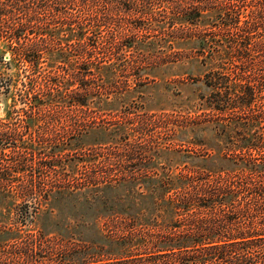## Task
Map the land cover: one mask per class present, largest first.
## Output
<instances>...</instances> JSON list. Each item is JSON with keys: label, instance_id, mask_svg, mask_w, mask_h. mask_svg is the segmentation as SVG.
Wrapping results in <instances>:
<instances>
[{"label": "trees", "instance_id": "obj_1", "mask_svg": "<svg viewBox=\"0 0 264 264\" xmlns=\"http://www.w3.org/2000/svg\"><path fill=\"white\" fill-rule=\"evenodd\" d=\"M262 1L0 0V61L9 50V58L18 67L19 61L23 68L16 82H13V74L0 75V97L15 87L19 95L15 99L21 103L16 106L13 102L7 107V120L0 116V264H74L64 260H34L36 257L52 259L54 254L53 247L48 243L44 245L43 235L32 236L36 214L52 189L97 187L102 180L95 171L83 172L79 177L64 171L47 176L46 172L61 161L59 147L46 152L25 139L23 130L36 126L35 114L49 119L38 129L47 133L54 130L50 122L64 113L61 108L67 98L77 106H88L94 99L108 96L109 87L103 81L96 82V76L101 70L112 71L117 65L128 67V59L121 56L128 51V46L134 45L133 42L128 44V18L147 21L150 30H157V24L167 23L172 26L171 33L194 39L199 45L197 51H209L212 59L219 56L218 66L224 70L206 80L212 86L213 106L222 112L233 106L247 110L257 94V81L248 77L249 68L264 66V59L256 60L252 54L264 39H254L252 35L257 25L264 23ZM247 4L250 6L244 11ZM156 5L170 9L156 10ZM204 18L209 20L210 27L201 25ZM182 23L191 25L180 27ZM144 28H147L145 24L136 25L130 31L131 36L136 37ZM91 32H101V42L91 45L87 41ZM69 34L78 40L67 49L61 42L62 38L68 39ZM150 43L158 47L150 53L155 55L162 50L163 42L147 40L146 44ZM97 53L108 55L109 61L101 63L96 59ZM68 55L77 57L75 63L70 60L67 64L70 67L56 60H49L51 63L42 67L43 57L63 60L70 59ZM233 71H236V79L232 77ZM247 115L243 120L245 124L257 122L260 125L261 116ZM22 117H26L25 122ZM75 125L78 128L80 123ZM246 146L241 152L245 159L242 167L208 172L204 179L195 182L181 181L175 189V198L167 201L175 219L154 225L162 230L176 229L173 234L163 231L161 249L164 256H168L170 249L176 248V260H159L156 256L153 260H136L132 264L172 261L177 264H264V131L258 132L255 139H249ZM6 147L10 154L4 151ZM256 153L260 154L258 158L254 157ZM221 237L226 240L220 242ZM257 240L263 243H255ZM253 248L258 251L255 253ZM63 250H73L72 257L79 252L68 246Z\"/></svg>", "mask_w": 264, "mask_h": 264}, {"label": "rangeland", "instance_id": "obj_2", "mask_svg": "<svg viewBox=\"0 0 264 264\" xmlns=\"http://www.w3.org/2000/svg\"><path fill=\"white\" fill-rule=\"evenodd\" d=\"M249 6L245 5L244 11ZM155 8L170 9L157 5ZM208 22L204 18L200 23L210 27ZM140 23L147 28L132 37L130 31ZM187 25L191 24L179 26ZM149 26L147 21L128 18V44L134 45L121 55L128 59V67L117 65L112 71L103 69L96 76V82L103 81L109 87L107 97L94 99L88 106H77L67 98L61 108L64 113L49 123L54 130L47 133L38 129L49 120L40 114H35L36 126L23 130L25 139L46 152L59 147L61 161L46 172L47 176L64 171L79 177L83 172L95 171L102 180L97 187L49 191L39 205L32 236L43 235L44 245L53 247L54 254L52 259L34 260H64L74 264H132L156 256L159 260H176V248H171L168 256L161 250L163 231L167 233L168 229L162 230L154 223H170L175 219L166 203L175 198L177 186L181 181L204 179L208 172L239 169L245 161L241 152L247 149L248 140L264 131V66L249 68L248 77L257 81V94L249 108L233 106L226 112L219 111L213 106L212 86L206 81L224 70L218 66L219 56L212 59L209 51H197L199 45L194 39L171 33L172 26L167 23L157 24V30H150ZM90 34L87 39L90 44L101 42V32ZM252 35L254 39L264 38V23L257 25ZM76 40L69 34L61 43L68 49ZM147 40L163 42L162 50L155 55L150 53L158 47L156 43L146 44ZM252 51L256 60L264 59V39ZM9 53L7 50L0 61V75L13 74L16 82L23 68L19 61L18 67L9 58ZM102 54L97 53L96 59L106 64L108 55ZM68 56L70 59L63 60L43 57L42 67L51 63L49 60L70 67L67 64L70 60L75 63L77 57ZM232 77L237 78L236 71ZM15 97L19 98L15 87L1 95L2 118L7 120V107L13 102L21 105ZM246 114L261 116L260 125L245 124ZM22 118L24 121L26 117ZM4 151L10 154L9 147ZM23 152L30 154L28 150ZM259 156L254 154L256 158ZM175 230L168 231L173 234ZM65 246L79 252L72 257L74 251L63 250ZM44 249L47 250L46 246ZM252 251L256 253L258 248Z\"/></svg>", "mask_w": 264, "mask_h": 264}]
</instances>
